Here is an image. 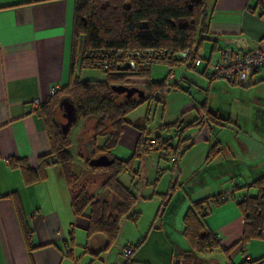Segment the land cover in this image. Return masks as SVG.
Listing matches in <instances>:
<instances>
[{"label":"crops","instance_id":"crops-1","mask_svg":"<svg viewBox=\"0 0 264 264\" xmlns=\"http://www.w3.org/2000/svg\"><path fill=\"white\" fill-rule=\"evenodd\" d=\"M73 5L74 0H0V264L120 262L113 250L95 255L88 249L90 244L98 251L103 242L95 239L94 246L88 239V210L80 216L74 215L70 189L57 166H49L45 170L44 180L28 185L20 167H10L8 163L11 159L22 160L34 171L38 158L49 152L43 120L34 111L53 92L68 83ZM205 42L210 43L211 48L214 43L216 50L225 46L264 50V0H216L207 22ZM202 54L205 55L204 51ZM77 78L79 82H102L104 74L81 69ZM211 81L208 80V85ZM226 84L250 91H246V99L238 100L243 106L240 111L243 116L238 117L237 124L229 122L228 114L224 119L227 122L220 126L233 138L216 140L214 145L218 146L220 154L212 164L234 162L232 166L241 175L236 178L240 183L238 186L242 187L250 183L247 178L264 174V80L261 74H254L248 88ZM135 87L142 88V83L136 82ZM198 113L202 118L201 110ZM183 114L191 120V115L180 113L181 116ZM126 125L112 150V156L123 161L132 155L137 138V130ZM191 131L196 135L189 140V151L196 146L201 148L198 157L203 162L198 163L203 167L213 129L195 124ZM87 143L83 144L85 154L89 152ZM197 171L193 167L189 174ZM221 178L227 179L221 187H214L208 194L200 191L203 199L227 192V201L219 206L209 205L206 216L202 218L204 228L216 236L219 248L198 254L192 263L194 259L185 254L186 250L179 241L165 231L162 221L165 211L160 214L159 204L162 202L160 199L151 200L152 192L147 194L148 200L137 201L135 212L138 218L128 230L125 244L134 248L131 261L134 264H174L176 259H180L182 264H241L262 259L264 242L251 241L244 249L237 244L242 231V217L234 197L253 195L254 191H235L236 180H230L226 174L212 179L218 181ZM138 191L142 194L143 187H137L136 193ZM190 193H193L192 188L186 195L181 187H175L161 205L164 207L166 201L168 206L174 196L177 197L172 209L184 205ZM7 195L15 200L5 197ZM196 201L199 200L190 199V203ZM19 218L26 222L31 232L33 249L29 252L21 236ZM213 253L218 256H212Z\"/></svg>","mask_w":264,"mask_h":264},{"label":"trees","instance_id":"trees-1","mask_svg":"<svg viewBox=\"0 0 264 264\" xmlns=\"http://www.w3.org/2000/svg\"><path fill=\"white\" fill-rule=\"evenodd\" d=\"M215 2L216 0H74L68 83L65 87L53 92L44 104L34 111L43 120L49 152L38 158L37 168L34 171L30 170L22 160L11 159L8 163L10 167H20L25 184L28 185L44 180L45 170L49 166L58 167L61 177L70 189L71 208L74 215L80 216L88 210L86 227L88 239L95 235H101L105 239L104 248L95 255L108 251L117 241L122 220L135 223L138 218L134 206L139 198H135L119 183L118 175L132 171L133 162L137 161L139 164L144 155L151 152L158 153L160 157H170L173 164H176L177 159L191 146V143L188 144L189 139L185 141L179 138L178 145L173 149L167 143L161 142L159 137L151 139L150 132L145 128L135 126L137 138L132 155L124 161L112 156V150L119 142L122 127L127 124L126 114L144 101L165 105L166 94L179 89V84L166 86L164 82L181 64L176 56L177 53L192 47L199 50L202 43L207 40V22ZM212 44L209 55L216 50L215 44ZM98 50L121 51L132 57L145 50H151L159 53L160 57L146 68H141L137 63L134 70L127 67L126 70L121 71L119 68L125 65L123 61L121 65H114L113 68L103 71L96 65L100 62L96 56ZM89 53L96 56L92 58L94 60L91 61L85 56ZM155 64L167 68V76L159 82L151 80V69ZM81 69L99 71L104 74V80L79 82L77 72ZM192 69L188 67L186 70ZM139 81L142 83L140 90L144 94L141 99L135 95L126 99L124 95L111 91L113 86L136 88L135 84ZM113 94L121 96L124 100L116 104L115 99L112 98ZM134 97L137 98L136 101ZM62 99H67L73 104L76 117L98 116L95 124L90 127L94 138L90 143L88 142L90 159L84 164L92 171L102 170L106 174L103 188L119 200L113 216L109 213L106 203L99 204L82 193L75 195L74 187H72L74 181L72 158L65 147L67 135L61 134L59 129L61 123L54 115L55 111H60L59 102ZM200 110L202 118L198 117L188 122L192 126L197 124L211 130L227 122L209 111L207 99L201 104ZM182 117L183 122L186 120L185 114ZM97 137H102L100 147L95 146ZM149 140L153 141L151 150L146 149ZM219 154L217 145L210 146L204 165L196 175L199 185L203 184V173L207 172H210L211 178L226 174L230 180H234L241 176L233 167L232 161L221 165L212 164ZM99 156L107 157L111 161L110 165L104 168L90 167L88 162ZM135 176L139 177L138 169ZM233 188L235 191L243 189L254 191L253 195L244 194L238 198L234 197L235 206L242 217V231L237 244L244 249L251 241L264 242V174L256 175L250 183L242 187L234 184ZM5 197L15 200L10 195ZM227 197V192H223L193 202L188 208L183 220V234L190 246L189 255L194 261L198 254L219 248L216 236L204 228L202 218L206 216L209 205L219 206L227 201ZM18 224L23 242L29 252L33 249L31 232L23 219L19 218ZM241 264H264V257L258 261Z\"/></svg>","mask_w":264,"mask_h":264},{"label":"rangeland","instance_id":"rangeland-1","mask_svg":"<svg viewBox=\"0 0 264 264\" xmlns=\"http://www.w3.org/2000/svg\"><path fill=\"white\" fill-rule=\"evenodd\" d=\"M210 49V43H202L201 51H204L205 58L208 57ZM215 54L214 52L212 55L213 58H215ZM203 67V64L196 70H185L182 66L176 67L173 70L172 76L173 81L180 80L178 83L180 85L179 89L170 91L166 94L164 101L165 105L148 101H144L137 105L125 116L128 127L129 125L134 128L135 126L143 127L150 132L151 139L159 137L161 142L167 143L174 149L178 145L179 138L185 141L195 138L196 134H193L191 131L193 126L188 122L198 117L200 106L205 99H207L208 109L211 113L217 114L223 119H226L228 114H230L229 122L232 125L237 124L238 117L243 116V113L240 112L243 110V106L240 105L238 100L246 99V94L248 93L246 91L249 89L231 87L220 80H213L210 85H208V80L203 75H200V71ZM151 71V80L153 82H159L167 76V68L163 65L155 64L152 66ZM140 89L142 88L139 87V90ZM112 98L115 99L114 101L116 104L124 100L121 96H115V94L112 95ZM136 99L137 98L134 97L135 101ZM182 112H185L186 115H191V120L186 119L182 122L183 117L180 115ZM255 114L256 113L253 115L255 116ZM54 115L59 123H65L62 117V110L55 111ZM97 118V115L92 117L87 116L85 118L76 117L75 125L71 127L66 136L65 147L72 158V173L74 175L72 187H74L75 195L77 193H82V195H87L90 199L99 204L106 203L109 208V213L113 216L115 207L119 205V200L107 189L103 188V184L106 182V174H104L102 170L92 171L84 164L90 159V156L84 153L83 144L84 142L90 143L94 138L90 127L95 124ZM241 123H244V120H242ZM212 129L213 131L208 142L209 146L214 145L219 138H233L231 134H228L220 127ZM245 129L246 128H243V130ZM176 133L178 134L177 136ZM101 143L102 137H97L95 146L100 147ZM189 150L190 149L186 150L180 158L177 159L176 164H173V160L170 157H160L156 152L145 154L139 164L137 161L133 162L131 173L123 172L118 175L119 183L127 188L135 198L138 196L136 188L143 187L142 194L139 193L140 201L148 200L146 197L147 194L153 192L154 195L151 196V200L160 199L159 202L163 203L164 200L167 201L168 196H170L175 187H181L186 195L191 188L193 189V193L186 196L185 203L184 205L181 204L182 206H176L172 209V205L175 203L177 196L172 198L168 206L166 205V201L164 207H162V203L159 204L160 214L162 210L165 211L162 217L165 231L172 239L175 238V240L179 241L180 245L186 250L185 254L188 255L190 254V246L183 234V220L188 208L192 205L190 199L201 201L203 200L201 197L204 196L200 194L201 192L208 194L214 187H221L223 181L227 182L225 178L216 181L210 177V172H207L203 173L204 182L199 185V179L196 175L202 169V163H198L203 162L199 161L198 157L201 148L196 146L193 150ZM193 167L198 171L195 174L193 173L194 175H190L189 172H191ZM137 169L139 171V177L136 178L135 172ZM235 180L237 185H240L236 178ZM246 180H250L251 182L253 179L247 178ZM206 198L207 197L204 199ZM106 200L108 201L106 202ZM121 223H123L119 234L121 241L118 238V244L126 245L125 241L127 237H129L128 230L132 222L130 220H122ZM96 238L101 239L99 237H95L94 239ZM94 239L93 242L95 243ZM212 256H218V254L215 255L213 253ZM193 262L194 260L192 263Z\"/></svg>","mask_w":264,"mask_h":264},{"label":"built area","instance_id":"built-area-1","mask_svg":"<svg viewBox=\"0 0 264 264\" xmlns=\"http://www.w3.org/2000/svg\"><path fill=\"white\" fill-rule=\"evenodd\" d=\"M214 52L216 53L215 58L212 57ZM214 52L211 53L209 57L205 58L201 49L198 50L192 47L177 53L176 56L181 61L179 66H182L185 70L188 67L196 69L203 64L204 69L202 75L207 80H221L242 88H248L251 85V76L254 74H261L264 80V50L230 48L225 46ZM85 56L91 61L94 60L92 58L97 56L100 60V62L96 63L97 68L104 71L113 68L114 65H121L123 61H125L124 64L131 70L136 68L137 63L141 68H146L154 63L155 60L160 57V54L151 50H145L136 54L134 56L136 59H134V57L130 56L128 53H123L121 51L109 50L104 52L98 50L96 56L91 53ZM172 74L166 78L164 85H178L180 81H173ZM34 104L37 107V103ZM152 145V140L147 141L146 149L151 150ZM139 193L140 191L137 192V198H139ZM136 204L134 207H136ZM122 224L123 223L119 225V230H121ZM110 250L115 251L119 256L120 262L117 264H134L131 261V256L134 251L133 247L118 244L116 241Z\"/></svg>","mask_w":264,"mask_h":264},{"label":"water","instance_id":"water-1","mask_svg":"<svg viewBox=\"0 0 264 264\" xmlns=\"http://www.w3.org/2000/svg\"><path fill=\"white\" fill-rule=\"evenodd\" d=\"M127 67H128L127 65H124L123 67H120L119 70H121V71L126 70ZM111 91L115 94L124 95V97L126 99H129L134 95L138 99H141L144 96L142 90H139L137 88H127L124 86H113V87H111ZM59 109L62 110V117L65 120L64 124H59V129H60L61 134L63 136H65V135H67V133L69 132L71 126L73 125V123L75 121V118H76L75 108L69 100L62 99L59 102ZM87 146H88V150L90 152L89 143H87ZM89 152L87 154H89ZM110 163H111V161L109 159H107V157H105V156H99V157L92 159L88 162L89 166L94 167V168H104V167L109 166ZM95 237L101 238V241L103 242V244L100 246V249L98 251H96L95 249H92L90 244L88 245V249L92 250V253L97 254L98 252H100L104 248L105 239L101 235H95L91 238L92 242H93V239ZM96 239H98V238H96ZM94 246H96V242L94 243ZM174 264H182V261L180 259H176L174 261Z\"/></svg>","mask_w":264,"mask_h":264},{"label":"flooded vegetation","instance_id":"flooded-vegetation-1","mask_svg":"<svg viewBox=\"0 0 264 264\" xmlns=\"http://www.w3.org/2000/svg\"><path fill=\"white\" fill-rule=\"evenodd\" d=\"M184 264V263H183ZM187 264V263H186Z\"/></svg>","mask_w":264,"mask_h":264}]
</instances>
